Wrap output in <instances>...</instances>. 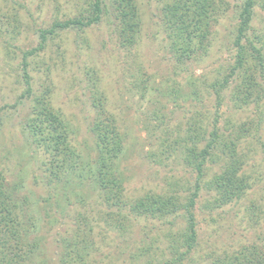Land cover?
<instances>
[{"label": "rangeland", "instance_id": "obj_1", "mask_svg": "<svg viewBox=\"0 0 264 264\" xmlns=\"http://www.w3.org/2000/svg\"><path fill=\"white\" fill-rule=\"evenodd\" d=\"M90 1L0 0V170L13 199L25 204L21 221L31 218L37 226L28 236L39 240L31 260L57 264V254L66 252L73 238L89 244L87 264L170 259L169 242L185 226L183 218H137L130 209L149 194L175 195L180 201L189 195L196 173L183 165V150L172 141L186 135L193 118L200 130L216 125L224 136L247 129L236 151L243 156L241 173L250 189L240 200L210 209L206 204L213 195L200 187L193 209L196 243L183 264H213L216 257L253 244L264 251V95L242 104L234 99V77L223 84L235 54L233 9L215 27L206 54L184 65L168 51L163 0H135L141 23L131 49L121 46L112 16L102 14L96 24L56 32L42 50L23 58L38 45L39 30L80 16ZM263 34L264 0H255L247 35L252 40ZM45 90L78 155L70 162L75 169L59 179L50 173L47 155L34 152L20 129L31 115L33 98ZM98 122H112L123 137L115 166L123 189L121 223L115 222L117 207L102 203L90 173L97 166L90 129ZM227 160L206 163L205 180Z\"/></svg>", "mask_w": 264, "mask_h": 264}, {"label": "trees", "instance_id": "obj_2", "mask_svg": "<svg viewBox=\"0 0 264 264\" xmlns=\"http://www.w3.org/2000/svg\"><path fill=\"white\" fill-rule=\"evenodd\" d=\"M255 0H239V4H230L225 0H163L162 27L168 40V51L178 65L198 59L206 54L215 35V27L223 16L233 9L235 27L233 46L235 54L224 79V85L230 77L237 81L234 99L246 104L257 102L264 95V41L262 36L254 35L252 40L247 31L251 27ZM112 16L116 26V34L121 46L133 48L140 33V18L135 0H92L84 13L78 17L54 21L49 28L38 31V45L23 55L43 49L48 38L61 30L83 29L99 22L101 15ZM245 41V45L242 41ZM258 45V46H257ZM26 64L22 62V69ZM27 78V76H26ZM261 79L263 82H258ZM28 84V80H26ZM31 115L20 123L23 138L33 151L41 149L48 158L49 171L55 179H59L66 171H73L75 166L70 162L78 155L69 145L70 132L61 115L53 110L48 100V92L37 95L31 104ZM98 122L90 129L93 138L92 150L95 152L96 169L90 171L92 178L99 183L103 194V204L117 207L115 222L125 216L122 213V185L116 175V162L123 151V137L116 128L108 123L102 126ZM200 121L193 118V124L186 130V135L177 137L174 146L181 148L182 163L196 173L192 190L180 201L175 195H145L131 206L130 212L137 218L167 220L181 216L185 222L183 229L172 236L169 242L170 259L159 264H183L185 258L195 247L196 230L193 209L198 191L202 186L211 193L212 201L206 208L218 209L244 197L250 189L248 177L241 173L243 159L236 151V144L247 129L240 127L238 133L223 135L216 125L209 132L200 130ZM216 123V120H214ZM169 146V145H168ZM225 157V163L219 172L205 180L206 163L214 164ZM68 174V173H67ZM63 176V175H62ZM66 185V184H65ZM26 212L23 201H15L12 191L4 184L0 170V264H48L47 260L34 262L31 255L38 250L39 240H28V236L36 230L34 219L21 221ZM25 223V224H24ZM170 223V222H169ZM24 225V226H23ZM65 242V240H64ZM66 252L57 254V264H87L86 240L73 238ZM213 264H264V251L253 244L242 247L232 253H224L214 260Z\"/></svg>", "mask_w": 264, "mask_h": 264}]
</instances>
